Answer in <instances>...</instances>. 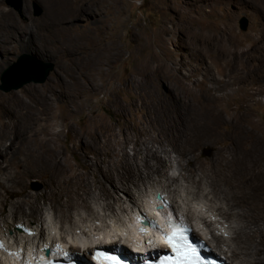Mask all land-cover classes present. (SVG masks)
<instances>
[{
    "label": "bare ground",
    "instance_id": "1",
    "mask_svg": "<svg viewBox=\"0 0 264 264\" xmlns=\"http://www.w3.org/2000/svg\"><path fill=\"white\" fill-rule=\"evenodd\" d=\"M42 1L47 11L42 21V28L36 27L35 30L25 31L19 23V25L16 23L12 13L1 9L0 2V56L6 58L8 50L14 46L28 51L30 47L32 48L31 43L40 54H49L58 59L60 65L59 70L54 72L53 77L43 87L29 84L21 92L15 91L10 94L0 92V198L3 196L2 191L6 194L0 200L2 206L0 215L4 216L5 207L10 205L11 220L19 218L17 223L25 225L21 221L27 218L28 228L39 225L41 201L44 204L49 203L59 213V219L63 220L62 224L69 217L68 213L76 206L83 204L87 208L86 196L89 195L90 187L98 189L107 200L112 196L107 184L130 194V187L143 177L142 167L147 174H162L163 160L153 153L143 141V137L156 133L155 138H152L153 142L162 144L166 141L162 137L174 129L175 125L171 129V123L179 116L174 109L182 107V104H185L188 110L192 106L189 107L187 104L190 101L185 102V98L191 92L190 86L184 82V80L188 81V77L181 80L177 69L171 76L169 67L163 62L152 59L143 61L136 66L134 72L121 81L120 90L131 95L127 101L128 108H137L138 111L145 112L143 120L132 128L136 138L135 157L141 155L142 147L146 150L145 156L141 159L142 164H137L135 157L129 158L123 152L128 138L125 136L120 139L114 125L89 107L88 98L103 90V87L97 83L103 78L98 75L105 70L109 71L117 62L122 61V49L114 42L105 43L110 36L107 35L104 23L113 8L124 5V1ZM83 16L90 21L80 26L77 23ZM173 30V27L167 26V22H163L160 26L159 38L166 37ZM212 46L222 57L229 58L233 55L229 49L219 44L218 39H215ZM228 63L231 64V61ZM213 81L218 87L205 88V93L213 99L206 105V110L210 113L209 121L199 125L200 121L197 119L202 117L199 115L197 121L194 120L195 118H190L193 124L190 126L186 120L187 138L180 141V144L175 142L172 144L180 155L184 156L189 150V143L201 138L207 130H210L208 132L212 135L214 132L220 135L217 143L223 151L219 154L216 152L215 164L217 167L228 169V177L221 176L220 185L226 191L224 195L228 205L231 208H243L238 219L244 222V228L236 236L239 249L243 250L245 255V259H241L240 262L264 264V140L259 141V127L248 116L251 110L249 103L239 106L229 120L223 116L217 105L220 100L222 102L229 96L228 90L233 95L243 90L248 94L249 99L254 96L255 86L258 82L264 81V60H256L252 67L242 64L235 78L227 71L225 75ZM166 84L170 90L164 95L162 89ZM179 86L183 89V93L180 92ZM217 92L220 94L216 95ZM109 101L121 117L115 123L121 129L128 128L130 123L129 125L127 123L129 120L126 114L127 107H124L116 96H109ZM56 108L61 110L60 115L56 114ZM87 108H90L87 124L79 131H72L70 122L84 115ZM59 121L63 127L71 131L74 143L70 148L65 146L64 150L60 142L61 131L55 130ZM165 130L166 133L163 134L162 131ZM262 138H264L263 134H261ZM213 139H216V135ZM119 151L123 153L119 154ZM66 153L72 155L74 164L70 162ZM89 154L93 155L92 160L88 159ZM188 166L194 167L190 160ZM215 175L219 177L217 171ZM31 178L41 181L42 189L39 192L32 191L28 185V180ZM156 195L157 193L151 196L153 201L147 204L148 208L139 209L136 212L137 218L136 216L135 220L131 218L134 221L124 227L127 234L123 235H127L126 238L130 239L129 241L125 239L127 243L143 245L144 240H151L153 245L150 244L149 247L154 249L161 245L160 230L167 229L168 220L177 219L180 223L186 224L185 218H179L180 215L170 211L172 210L170 206L158 210ZM13 198L15 199L9 204V199ZM224 215L230 217L228 213ZM141 218L152 220L159 229L154 230L148 225L146 232L139 234L137 227L140 226L138 220ZM0 222L10 229L7 217ZM123 230L118 229V231ZM40 235V239H44V232ZM115 237H118L117 234ZM0 240L6 246L2 236ZM99 241V238H92L88 242L85 240L84 247L92 246ZM0 256L9 258L7 253L1 250ZM231 258L236 260L239 254L232 252ZM11 261L12 263H9L7 260V263H21L19 257L16 259L13 256Z\"/></svg>",
    "mask_w": 264,
    "mask_h": 264
},
{
    "label": "rangeland",
    "instance_id": "2",
    "mask_svg": "<svg viewBox=\"0 0 264 264\" xmlns=\"http://www.w3.org/2000/svg\"><path fill=\"white\" fill-rule=\"evenodd\" d=\"M123 1L124 5L113 8L104 23L107 35L110 36L105 43L114 42L116 46L122 49V61L117 62L114 65L115 67H112L109 71L105 70L98 75L103 78L102 81L99 80L97 82L99 86L103 87V90L94 96L88 97L89 107L94 109L96 114L114 125L115 132L120 135V139L125 136L128 138V143L123 152L129 158L135 157L134 143L136 138L132 128L143 120L145 112L138 111L137 108H128L127 101L131 95H127L120 90V87L121 81L134 72L139 63L150 59L153 61L157 60L169 67L171 76L177 69L181 80L184 77H188V81L184 80V82L190 86L191 92L185 98V102L186 100L190 101L191 103L188 102L187 104L189 107L192 105V109L190 107L188 110L185 104H182V107H178L176 110L174 109L176 115L179 116L175 117V122L171 123V129L175 125L172 131L167 133L166 130L162 131L163 134L164 132L166 133L162 137L166 141L164 140L165 142L162 144L153 142L152 138H155L156 133H150V136L143 137V141L153 153H156L163 160L164 167L162 169L164 172L162 174H147L142 167L143 177L130 187V194L107 184L112 195L107 200L98 189L92 186L89 189V195L86 196L87 208L83 204L76 206L68 213L69 217L62 224L61 221L63 220L59 219V213L49 203L44 204L41 201L39 205L41 213L38 216L40 219L39 225H33L29 229L32 230L34 228L39 230L40 233L44 232V235L48 237L47 239H65L68 244L75 243L71 240V237L77 230L91 231L96 225L103 228L107 226L121 227L122 225V230L124 229L122 232L127 234L124 227L130 225V222L137 218L138 213L136 212L139 209L148 208L147 204L153 201L151 196L153 197L159 192L170 204L171 209H174L172 207L173 204L177 208L176 211L180 210L184 216L193 220L198 237L211 238L210 247L213 250H220L219 253L227 258L229 264H241L240 261L245 259V255L243 250L239 249L240 245L237 243L236 236L244 228V222L238 219V215L243 212V208H231L226 200V195H224L226 191L220 185V177H228V169L226 167H217L214 159L217 154L223 151L220 144L217 143V138L220 135L216 132L212 135V133L208 132L210 130H207V133L205 132L199 138L200 140L190 141L189 150L184 156L180 155V152L175 149L173 144H180V141L187 138V134H185L187 133L186 128H188V125L185 124L186 120L190 126L193 125L190 122L192 118H195V121H200L199 125L209 121L210 113L206 110V105L213 99L212 97L210 99L208 94L205 93V88L207 89L208 86L212 88L218 87L213 81L214 79L222 77L227 71L235 78L242 64L252 67L256 60H264V0ZM0 2L1 9L3 8L2 10L12 13V16L17 21L16 23H19L24 31L35 30L36 27L38 29L42 28V21L45 14H47L42 0H22L21 11L13 7V5L18 4V0H1ZM37 8H40V13H38ZM88 20L90 21V19L83 16L77 24L83 26L88 23ZM241 20H246L249 23L247 31L240 30L239 23ZM163 22H167V26L169 28L173 27L174 30L166 37L159 38V30ZM215 39H218L219 44L229 49L233 55H230L229 58L220 56L214 46H212L215 43ZM30 46L32 48L30 47L28 51L21 50L19 46H14L8 50L6 58L3 55L0 56V86L1 76L4 71L17 62L19 57L24 54H33L40 61L54 65V70L44 83L30 84L43 87L53 77L54 72L59 70L58 59L49 56V54H40L38 50L36 51L33 48L34 46L31 43ZM228 61H231V64ZM24 87L9 92H4L0 89V92L3 94H10L15 91L21 92ZM178 88H180V92H184L180 86ZM169 90L170 88L167 84L162 89L164 95ZM227 93L229 96L222 102L220 100L217 104L223 116L229 120L237 112L234 111L239 106L249 103L251 110L248 116L258 125L260 136L258 139L263 141L264 138L261 139V134L264 135V81L257 83L254 88V96L250 97V99L243 90L237 95H233L229 90ZM215 94L219 95L220 92ZM109 96H116L119 102L124 107H127L126 114L129 118L127 123L128 125L130 123L128 128L121 129L115 123L121 117L110 103ZM195 96H202V98L196 99ZM89 109L87 108V113L85 112L84 115H80L78 116L79 118L77 117L70 122L73 128L72 131H79L82 126L87 124ZM60 111V109L56 108L57 115H60ZM182 111L187 112L184 113ZM180 113L184 116H181ZM199 115H202V117L204 115V117H199ZM197 117L199 118L197 119ZM202 119H204L203 122ZM55 130L61 131L60 142L63 150L65 146L70 148L74 144L71 131L63 127L60 121ZM215 135L216 139H213ZM198 142L199 144H197ZM117 149L120 150L118 147ZM123 152L119 151V154ZM145 153L146 150L142 147L141 155L135 157L137 164H142L141 159L145 156ZM66 156H68L72 164L75 163L70 153H66ZM92 158L93 155L89 154L88 159L92 160ZM188 160L191 161L194 167L188 166ZM215 171L219 173L218 178L215 175ZM28 185L34 192H39L42 189L41 181L36 178L28 180ZM2 194L3 196H1L0 200L6 195L3 191ZM14 199H9V204ZM10 211V205H7L4 209V216L0 215V221H4V218L7 217L10 224V229H8L7 225L0 222V234L9 236L5 237V239L3 238L4 243L6 241H8V244L10 243L8 248L6 247L8 253L14 252L17 255L18 251L13 247L12 243H17V241L23 243L24 237L14 229L15 225L18 224L19 218L11 220ZM225 213L230 214V217H226ZM177 215H180V217L178 216L179 218H185L181 214ZM21 222L27 225V218H23ZM185 222L187 223V220ZM118 229L116 230L118 231ZM105 234L107 236L104 238L111 237L108 236V233H103L102 237ZM148 242L150 243L151 240H148ZM152 243L150 244L153 245ZM231 251L238 253L239 258L233 260ZM15 255L14 258L17 259L19 257L20 259V256L17 255L16 257ZM9 258H1L0 256V264H8L7 260L12 263L11 259H13V256H9Z\"/></svg>",
    "mask_w": 264,
    "mask_h": 264
},
{
    "label": "water",
    "instance_id": "3",
    "mask_svg": "<svg viewBox=\"0 0 264 264\" xmlns=\"http://www.w3.org/2000/svg\"><path fill=\"white\" fill-rule=\"evenodd\" d=\"M13 7L21 11L22 0H18V4L13 5ZM37 11L40 13V8H37ZM239 27L240 30L247 31L249 23L246 20H241ZM53 70V64H46L33 55H21L17 62L13 63L12 66L2 74L0 89L4 92H9L18 90L30 83H44ZM157 196L160 198H162V196L159 194L156 195V200L162 201L158 199ZM144 224H146V222Z\"/></svg>",
    "mask_w": 264,
    "mask_h": 264
},
{
    "label": "snow or ice",
    "instance_id": "4",
    "mask_svg": "<svg viewBox=\"0 0 264 264\" xmlns=\"http://www.w3.org/2000/svg\"><path fill=\"white\" fill-rule=\"evenodd\" d=\"M158 199H161L157 196ZM151 223V222H149ZM168 227L172 229H177V225L173 224L171 221L168 223ZM143 233V229L140 230ZM27 235H32L31 232H26ZM169 246L177 253H180L183 249L182 256L178 257V264H199V257L195 255V250L191 249V246L187 243L183 235H173L172 237H164ZM175 241V242H173ZM0 250H3V244H0ZM10 255H15L14 253H9ZM53 255L60 254V246H55V251ZM64 264H73L72 254L63 253ZM93 259L97 260L98 264H121L120 259L115 255H111L107 252L97 251L93 255ZM37 264H59V262H53L50 260L37 261Z\"/></svg>",
    "mask_w": 264,
    "mask_h": 264
}]
</instances>
